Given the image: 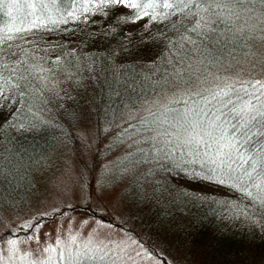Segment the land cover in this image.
Here are the masks:
<instances>
[{"label":"snow or ice","instance_id":"obj_1","mask_svg":"<svg viewBox=\"0 0 264 264\" xmlns=\"http://www.w3.org/2000/svg\"><path fill=\"white\" fill-rule=\"evenodd\" d=\"M120 8L125 10V14L115 19L122 23H137L147 18L145 34L141 37L145 44L155 42L156 37L150 29L156 24L170 25L180 37L179 41L170 42L177 51L176 63L167 60L171 72L162 74V81L171 82L179 91V98L169 103L180 106L164 105L161 113L152 114L151 121H145L147 130L153 131L154 135L144 137L150 147L138 149L140 158L132 162L139 165L150 160H168L171 165L168 171L240 192L251 204H234L231 209L233 215L245 218L251 226L252 235L264 237V59L248 62L244 69L247 79L217 76L207 71L218 62L216 57L203 46L202 41L192 38L193 35L200 38L216 34L214 26L221 24L226 28L233 24L228 29L233 33L242 31L234 25V21L241 17L253 22L252 29L260 26L264 31V0H0V14L18 21L14 26H0V112L13 107L0 122V129L6 123L22 132H33L45 122L54 123L52 117L46 115L47 109L37 107L28 99L29 89L33 95L44 91L43 88H34L32 80H46L47 77L39 73L47 69L30 62L40 50L24 47L29 43L27 37L59 29L61 25L67 30L69 23H93L95 17L114 16ZM164 38L167 39L166 36ZM184 43L192 47L184 49ZM193 53L200 57L199 61L192 60ZM195 64H199L200 68L194 71ZM118 68L119 63L111 68L114 77ZM108 70L103 66L99 69L100 72ZM85 71L95 72L96 69L93 67ZM13 100L23 107L12 106L10 102ZM21 114L24 120L17 119ZM70 115L76 118L74 114ZM132 155L136 156L135 153ZM148 174L141 173L145 182ZM2 198L3 193H0ZM43 216L44 213H40L31 219L25 218L23 223L13 228L8 234L6 247L3 246L4 235L0 234V264H38L35 260L29 261L32 253L21 254L17 245L33 239L31 233L40 227ZM21 233L24 234L22 241L13 238ZM109 243L114 246L94 245L91 239L80 245L77 244V237L71 236L69 244L64 247L58 237L56 247L49 245L43 249V252L55 255L49 254L46 261H39V264H56L57 261L73 264L81 257L104 260L110 252L115 255L116 249H119L120 255L115 256L112 264L117 261L120 264L127 261L138 264L156 258L152 252L132 250L133 255L128 251L130 245L121 247L115 242ZM73 244L76 245L75 254Z\"/></svg>","mask_w":264,"mask_h":264},{"label":"rangeland","instance_id":"obj_2","mask_svg":"<svg viewBox=\"0 0 264 264\" xmlns=\"http://www.w3.org/2000/svg\"><path fill=\"white\" fill-rule=\"evenodd\" d=\"M252 23L246 20L244 24L241 21L238 26L243 29L246 47L222 64L209 67L208 72L232 79L248 78L244 71L248 62L264 59V31L260 26L252 29ZM246 24L248 27H245ZM250 53L256 54L255 57ZM59 60L58 57L51 58L49 68L36 65L47 69L41 74L47 77L46 81L54 88L56 96L72 103L66 115L68 136L32 168V191L22 204L0 211V234L4 235L5 240L3 246H7L6 240L11 230L23 223L25 218L31 219L44 213V218H52L41 219L40 227L31 233L33 239L17 245L21 254L32 253L29 261L35 260L38 264L39 261H46L49 254L55 255L43 252L44 248L49 245L56 247L58 237L63 241L62 246L67 247L71 236H76L80 245L91 239L94 245L113 247L114 244L109 243L111 241L121 247L130 245L128 251L133 255L132 250H137L152 252L156 257L138 264H206L204 252L178 233L179 228L182 225L187 227L191 217H194L188 207L185 206L183 210L184 216L180 210L182 205L176 195L180 192L179 199L182 200L180 194L184 191H181V181L171 178L168 172L165 175L160 172L151 174L150 168L146 167L135 171L126 163L130 154L150 147L144 137L152 136L154 132L147 130L145 121L150 122L152 114L161 113L164 105L180 106L169 103L179 98L177 86L162 82L143 101L125 104L121 114L105 118L92 109L90 96L84 87L71 86L67 67ZM198 68L200 65L195 64L193 70ZM70 86L77 90L71 96ZM55 98L53 96L52 100ZM70 113L76 118L73 119ZM141 173H149L143 187L134 185L133 180L135 175L140 176ZM219 197L226 198L230 210L234 204H251L247 197L234 195L230 191ZM158 221H161V225L156 223ZM13 238L22 241L24 234ZM133 241L136 243L133 244ZM72 251L76 253L75 244ZM118 255L120 251L116 249L115 255L110 252L104 260L81 257L73 264L82 261L112 264ZM126 264L132 262L127 261Z\"/></svg>","mask_w":264,"mask_h":264},{"label":"trees","instance_id":"obj_3","mask_svg":"<svg viewBox=\"0 0 264 264\" xmlns=\"http://www.w3.org/2000/svg\"><path fill=\"white\" fill-rule=\"evenodd\" d=\"M122 14H125V10L120 8L114 16L95 17L93 23L79 25L69 23L66 26L67 30L61 25L59 29L50 32L30 34L27 37L29 43L24 45L30 50H40L36 53V57L31 59L32 64H42L49 68L51 58H60L59 61L67 67L71 86L76 84L75 88L84 87L90 96L92 109L105 118L121 114L125 104L133 105L146 99L162 84V74L166 71L171 72L166 61L171 60L176 63L177 60V51L170 42L179 41L180 37L170 25L151 26V33L156 40L154 43L145 44L141 37L145 34L144 25L148 23L147 18L137 23L125 24L115 19ZM243 18L234 21L237 29H241L238 27L241 21L246 23V19ZM16 23L18 21L14 22L6 14H0V26L9 27ZM114 25L118 26L114 27ZM214 27L217 30L216 34L200 38L193 35L192 38L198 42L202 41L203 46L216 57L218 62L215 64H222L234 54L240 53L246 41L242 31L235 33L228 31L233 24L227 25V28L223 24ZM165 36L167 39L164 38ZM191 47L190 44L184 43V49ZM199 59L200 57L193 53L192 60L199 61ZM118 63L119 68L114 77L111 68H115ZM102 66L109 70L100 72ZM176 66L181 67L179 64ZM93 67L96 69L95 72L85 71ZM48 83L46 80L41 82L33 78V87L43 88L44 91L33 95L32 90L29 89L28 99L37 107L42 106L47 109L46 115H50L54 123L45 122L33 132H22L6 123H3L0 129V169H2L0 193H3V198L0 199V211L14 209L22 204L32 191V168L68 136L66 115L72 103L57 97L54 88ZM71 86L70 96L77 91ZM53 96L56 98L52 100ZM10 103L16 108L23 107L15 100ZM12 110L13 107H9L0 112V122H3ZM28 118L32 119V117ZM17 119L24 120L23 114ZM131 137H133L132 133ZM133 153L136 154L135 157ZM133 153L127 157L126 163L135 171L146 167L150 168L151 174L169 173L171 178L181 181L184 188L181 189L184 193L180 194L182 200L179 199L180 192L176 195L182 205L180 210L183 211L186 206L194 217H191L192 220L188 222L187 227L182 225L178 233L187 238V242L189 241L191 245L204 252L203 260L206 264H264V237L260 234L252 235L251 226L245 222V218L235 217L227 207L226 198L219 197L229 191L234 195H241L240 192L209 181L193 179L176 171H168L167 169L171 167L168 160H150L136 165L132 161L140 158V154L138 151ZM170 177L167 179L170 180ZM148 178L149 176L147 180ZM133 180L134 185L143 187L145 179L141 175H135ZM193 197L199 198L193 201ZM249 214L251 215V211ZM91 215L97 218L95 214L91 213ZM50 217H43L42 220L51 219ZM156 223L161 225V221ZM77 264L91 263L82 261Z\"/></svg>","mask_w":264,"mask_h":264}]
</instances>
